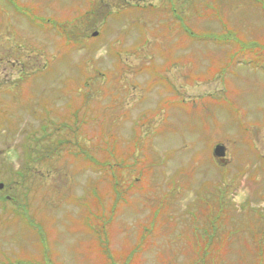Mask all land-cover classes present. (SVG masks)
Listing matches in <instances>:
<instances>
[{
  "label": "rangeland",
  "instance_id": "374dc122",
  "mask_svg": "<svg viewBox=\"0 0 264 264\" xmlns=\"http://www.w3.org/2000/svg\"><path fill=\"white\" fill-rule=\"evenodd\" d=\"M87 1L0 0V264H264V0Z\"/></svg>",
  "mask_w": 264,
  "mask_h": 264
},
{
  "label": "water",
  "instance_id": "95a60500",
  "mask_svg": "<svg viewBox=\"0 0 264 264\" xmlns=\"http://www.w3.org/2000/svg\"><path fill=\"white\" fill-rule=\"evenodd\" d=\"M214 154L216 156H223L224 155V146L222 145H216L214 148ZM2 187V184H0V188Z\"/></svg>",
  "mask_w": 264,
  "mask_h": 264
}]
</instances>
